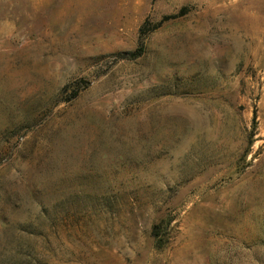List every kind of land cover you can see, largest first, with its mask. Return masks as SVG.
<instances>
[{"label":"rangeland","instance_id":"1","mask_svg":"<svg viewBox=\"0 0 264 264\" xmlns=\"http://www.w3.org/2000/svg\"><path fill=\"white\" fill-rule=\"evenodd\" d=\"M0 264H264V0H0Z\"/></svg>","mask_w":264,"mask_h":264}]
</instances>
